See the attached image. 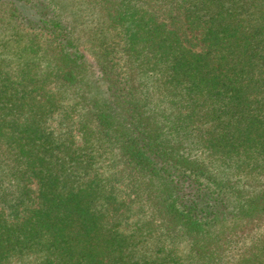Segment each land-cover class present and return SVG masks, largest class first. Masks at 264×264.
Returning <instances> with one entry per match:
<instances>
[{
  "label": "trees",
  "instance_id": "obj_1",
  "mask_svg": "<svg viewBox=\"0 0 264 264\" xmlns=\"http://www.w3.org/2000/svg\"><path fill=\"white\" fill-rule=\"evenodd\" d=\"M0 264H264V0H0Z\"/></svg>",
  "mask_w": 264,
  "mask_h": 264
}]
</instances>
